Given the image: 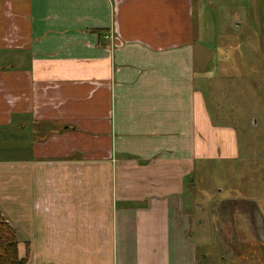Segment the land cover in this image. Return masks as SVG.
<instances>
[{
    "label": "crops",
    "instance_id": "0c3cea01",
    "mask_svg": "<svg viewBox=\"0 0 264 264\" xmlns=\"http://www.w3.org/2000/svg\"><path fill=\"white\" fill-rule=\"evenodd\" d=\"M213 5L0 0V139L25 142L0 155V209L26 264H202L192 174L241 159V116L209 106L236 82ZM262 216L218 225L264 241Z\"/></svg>",
    "mask_w": 264,
    "mask_h": 264
},
{
    "label": "rangeland",
    "instance_id": "374dc122",
    "mask_svg": "<svg viewBox=\"0 0 264 264\" xmlns=\"http://www.w3.org/2000/svg\"><path fill=\"white\" fill-rule=\"evenodd\" d=\"M215 1L218 5H213L212 12L206 14L207 19L215 22L213 30L217 36L212 44L223 51L228 61L224 63L226 66L233 62V77L228 80L232 81L236 76V82L226 83L223 77L216 86L217 97L222 103L216 106L214 99L209 106L213 115L220 110L227 115L230 113L233 118L232 112L237 111L241 116L237 122L241 159L231 163L226 160L202 163L192 174V203L200 207L199 217L205 223L199 243L202 264H208L209 260L211 264H264V241L254 239L247 242L245 228L239 230V238L228 239L233 229L229 224L218 225L219 221L243 224L263 220L264 108L261 104L264 102V31H259L261 22L254 0ZM250 107L256 113L252 122L258 125L253 127L249 122V127L244 128L245 121L250 118ZM19 142L0 139V155L7 156L8 146L17 148L20 143H25Z\"/></svg>",
    "mask_w": 264,
    "mask_h": 264
},
{
    "label": "trees",
    "instance_id": "16d2710c",
    "mask_svg": "<svg viewBox=\"0 0 264 264\" xmlns=\"http://www.w3.org/2000/svg\"><path fill=\"white\" fill-rule=\"evenodd\" d=\"M19 233L0 209V264H26L29 249L25 257L19 254Z\"/></svg>",
    "mask_w": 264,
    "mask_h": 264
},
{
    "label": "built area",
    "instance_id": "2783aa9c",
    "mask_svg": "<svg viewBox=\"0 0 264 264\" xmlns=\"http://www.w3.org/2000/svg\"><path fill=\"white\" fill-rule=\"evenodd\" d=\"M109 37V36H108Z\"/></svg>",
    "mask_w": 264,
    "mask_h": 264
}]
</instances>
